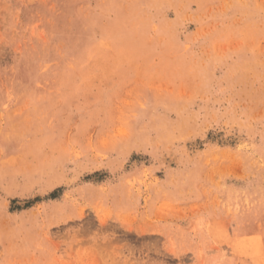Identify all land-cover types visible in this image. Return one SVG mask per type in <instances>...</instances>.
Returning <instances> with one entry per match:
<instances>
[{
	"label": "rangeland",
	"instance_id": "1",
	"mask_svg": "<svg viewBox=\"0 0 264 264\" xmlns=\"http://www.w3.org/2000/svg\"><path fill=\"white\" fill-rule=\"evenodd\" d=\"M0 264H264V0H0Z\"/></svg>",
	"mask_w": 264,
	"mask_h": 264
},
{
	"label": "bare ground",
	"instance_id": "2",
	"mask_svg": "<svg viewBox=\"0 0 264 264\" xmlns=\"http://www.w3.org/2000/svg\"><path fill=\"white\" fill-rule=\"evenodd\" d=\"M101 223H102V222H101ZM104 223H105V222H104ZM115 231H116V230L114 229V231H113V232L115 233ZM129 250H130V249H129ZM131 252H134V251H131Z\"/></svg>",
	"mask_w": 264,
	"mask_h": 264
}]
</instances>
